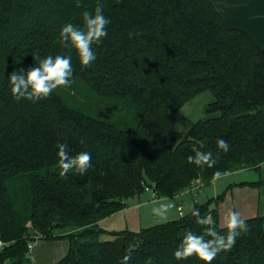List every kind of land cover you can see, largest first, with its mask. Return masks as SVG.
I'll list each match as a JSON object with an SVG mask.
<instances>
[{"label":"trees","instance_id":"1","mask_svg":"<svg viewBox=\"0 0 264 264\" xmlns=\"http://www.w3.org/2000/svg\"><path fill=\"white\" fill-rule=\"evenodd\" d=\"M249 1L101 0L111 23L102 43L93 45L97 60L85 68L58 37L67 22L83 27V11H93L97 0H0V264H35L32 246L44 239L68 241L67 253L53 264H121L129 247L127 264H205L194 255L173 256L186 231L202 234L209 227L192 210L139 230H108L100 221L146 186L154 198L175 197L198 193L217 171L260 170L264 46L228 25L215 6ZM57 53L72 55L71 85L84 83L112 109L122 101L135 125L126 127V117L116 121L108 111L102 117L80 109L72 90L60 87L35 102L16 100L9 74ZM205 90L214 95L207 116L175 130L171 115L180 116ZM218 138L229 143L228 152L217 147ZM58 143H67L70 155L89 151L92 166L61 177ZM196 151L212 152L216 163H190ZM225 195L193 207L222 234L218 204ZM242 218L248 232L211 264H264V215ZM105 233L112 238L101 239Z\"/></svg>","mask_w":264,"mask_h":264},{"label":"clouds","instance_id":"2","mask_svg":"<svg viewBox=\"0 0 264 264\" xmlns=\"http://www.w3.org/2000/svg\"><path fill=\"white\" fill-rule=\"evenodd\" d=\"M82 17L83 27L67 22L61 27L58 39L61 47L71 46L75 49L80 64L86 68L97 60V52L93 45L102 43V38L108 34L106 26L111 23V20L104 14V4L101 0H97L93 11H83ZM129 35L131 36L132 33ZM73 74L72 55L57 53L44 56L37 64L27 69L20 68L19 72L12 71L8 79L11 93L16 100L23 98L35 102L50 96L59 87L70 86L73 82ZM216 143L217 147L224 152L229 151V143L223 138H218ZM56 147L61 177L65 176L69 170L83 175L92 166V156L89 151L82 150L75 155H70L67 143H58ZM187 159L197 166L212 167L216 163L212 152L196 151L194 156L189 155ZM214 175L219 177L221 173L217 171ZM171 206L170 203H161L158 207L152 208V212L158 216H165L167 209ZM192 215L196 217L198 224L209 227L205 228L202 234H197L192 230L186 231L173 250L176 260H184L194 255L205 264H211L217 253L232 249L236 244V238L246 234L249 230L246 220L241 217L240 212L235 210L227 213L226 234L212 227L215 222L210 216L201 217L199 209L193 208ZM132 251V247L126 250L121 264H127L131 259Z\"/></svg>","mask_w":264,"mask_h":264},{"label":"rangeland","instance_id":"3","mask_svg":"<svg viewBox=\"0 0 264 264\" xmlns=\"http://www.w3.org/2000/svg\"><path fill=\"white\" fill-rule=\"evenodd\" d=\"M60 88L62 90L63 89L69 91L72 90L71 92L76 97L73 100L77 103L78 107L84 111H87L94 115H100L102 117H105L106 111H108V114H110V116L116 121H120L122 117H126L127 120L125 119V123H124L126 127L128 126L132 127L135 125V120L132 117V112L126 113V110H124L121 107L123 104L122 101L118 102L117 105L115 104L117 108L112 109L106 104L104 100H101L94 93L88 90L86 85L82 82H79L75 85H70L68 87H60ZM213 99H214V95L209 90H205L199 93L198 95H196L192 100L187 102L181 108L179 112L180 116H178L177 114L171 115V124L173 128L177 131H185L188 129L190 121H196L198 119L205 118L207 116L205 108L207 104L211 102ZM230 174H232L230 177H223L219 180L218 194L222 193L224 188L229 183L241 181V180H253V179H257L259 176V172L255 169H245L241 172H231ZM211 192H212L211 183L205 185L204 188L196 194H192L189 191H185L186 195L183 194L182 196L179 197V201L182 202V204L185 207L184 213H188L193 209L195 205V200L202 202L207 201V199L213 195V193ZM235 195H237L236 191H235ZM166 198L167 197H161L160 199L159 198L156 199L152 196L151 191H145L143 194H141L140 197L139 196L130 197L127 200V206H131L134 204L135 206L140 207V204L142 205L141 219L139 218V216H137V214L133 215V219L135 220L133 229L137 230L140 229V227L142 226L146 227L157 223H162L168 219H171V218H157L155 217L156 214L152 212V208L158 207L161 203L169 202L167 201ZM174 206H175L174 208L175 215H177L179 213L177 210L176 202H174ZM219 207H220L219 208L220 211L222 210L221 213L223 216L222 218L223 224H226L225 222L226 216L230 210L239 211L240 208V206L238 204H235L234 200L232 199L229 200L228 204H224V205L221 204L219 205ZM135 209L139 210V208L137 207ZM172 215H170V217H172ZM115 219L116 217L104 221L101 226L108 228L119 227L118 226L119 223L117 224V221ZM109 238H112V236L106 233L101 235V239H109ZM62 242H63L62 240H59L57 242V241H49L45 239L35 242L31 249L32 258L35 264H53L55 261H57L61 256L60 254L58 256H55L57 255V251L54 249L55 247H53L52 245L56 246L57 244H61Z\"/></svg>","mask_w":264,"mask_h":264},{"label":"crops","instance_id":"4","mask_svg":"<svg viewBox=\"0 0 264 264\" xmlns=\"http://www.w3.org/2000/svg\"><path fill=\"white\" fill-rule=\"evenodd\" d=\"M215 6L217 10L223 15L228 25L245 29L246 31L249 32V34L253 37V39L256 41L257 44H259L260 46H264V0H250L247 3L240 4V5H230L224 2H217ZM243 170L245 169H239V170L232 171V172H241ZM257 171L259 172V176L257 179L241 180V181L229 183L222 191V192H226V195H225V199L221 203L218 204V209L220 208L219 205L228 204L229 200L232 199L234 200L235 204H238L240 206L238 212H240L241 217H249V216H254L257 214L264 215V185L257 186V185H251V184H244V185L239 184L240 182H243V181L245 182L257 181V180L264 181V163L261 164L260 170H257ZM230 173L231 172L220 175L219 177H216L211 181V186H212L211 193H213L211 197H216L218 195L219 180L223 177H230L232 175ZM185 191H188V190H185ZM185 191L179 193L175 197H167L166 199L167 201H169L167 203H170L172 206L169 209H167V214L165 216L156 215L155 217L171 218V219L178 218L179 214L175 215L174 202L177 203V210H178V205H183L182 202L179 201V197L182 196L183 194L186 195ZM235 191L237 192V195H235ZM235 197L237 200L235 199ZM199 202H202V201H199ZM134 206H135L134 204L131 206H126L121 211H118L117 213L111 215L110 217H107L103 219L102 221H100V224L102 225L104 221H107V220H110L111 218L116 217L115 220L117 221V224L119 223L118 225L119 227H112V228L104 227V228L108 230H111V229L134 230L133 227L135 224L134 222L135 220L133 219V215L137 214V216H139V218L141 219L142 205L140 204V207L139 206L134 207ZM136 207L139 208V210H136L135 209ZM183 209H185V207ZM221 212L222 210L220 211L219 209L220 224L226 225V224H223L222 222L223 216ZM170 215H172V217H170ZM171 219H168V220H171ZM142 227H140V229ZM60 240L63 241L61 244H57L56 246L52 245V246L55 247L54 249L57 251V255L55 256H58L60 254V256L63 257L67 253L69 244H68V241L65 239H60ZM55 241L58 242L59 240H55Z\"/></svg>","mask_w":264,"mask_h":264},{"label":"built area","instance_id":"5","mask_svg":"<svg viewBox=\"0 0 264 264\" xmlns=\"http://www.w3.org/2000/svg\"><path fill=\"white\" fill-rule=\"evenodd\" d=\"M146 190H147V191H151V192H152V196H153V197H156V192H155L151 187H147V186H146ZM178 211H179L180 215L183 214V206H182V205H178ZM1 244H2V242H0V245H1Z\"/></svg>","mask_w":264,"mask_h":264}]
</instances>
